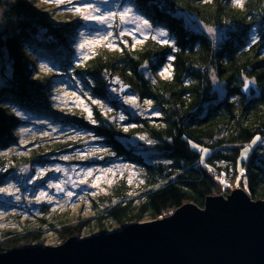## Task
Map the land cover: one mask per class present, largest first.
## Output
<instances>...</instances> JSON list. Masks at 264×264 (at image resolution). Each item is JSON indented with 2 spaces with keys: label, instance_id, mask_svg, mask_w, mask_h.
I'll return each mask as SVG.
<instances>
[{
  "label": "trees",
  "instance_id": "1",
  "mask_svg": "<svg viewBox=\"0 0 264 264\" xmlns=\"http://www.w3.org/2000/svg\"><path fill=\"white\" fill-rule=\"evenodd\" d=\"M131 2L153 28L167 32L169 43L149 37L139 46L105 47L84 61L73 49L77 28L72 16L59 20L35 0H0V32L12 68L0 88V149H11L17 142L14 133L22 124L15 109L60 118L92 133L107 148L105 157L134 164L143 173L144 188L138 197H129L122 184L116 189V203L97 208L99 221L110 220L123 229L147 218L165 219L187 204L204 208L207 198L228 197L236 189L253 200H264V151L259 145L242 159L248 144L264 138V0H245L243 7L232 0ZM184 14L223 28L225 38L216 43L188 28ZM38 63L50 66L53 80L39 71ZM167 66L169 77L161 75ZM58 74L86 83L101 100L107 99V77L118 75L142 101H151L158 117L135 118L127 123L136 126L127 131L97 108L95 125L63 117L52 109L51 89ZM213 75L225 88L223 98L215 90ZM248 83L251 97L242 93ZM113 106L121 109L117 102ZM141 136L146 138L141 145L148 156L122 141ZM33 154L29 159L36 163L41 155ZM85 224H65L63 243L82 238ZM42 234L7 232L0 254L44 245Z\"/></svg>",
  "mask_w": 264,
  "mask_h": 264
},
{
  "label": "rangeland",
  "instance_id": "2",
  "mask_svg": "<svg viewBox=\"0 0 264 264\" xmlns=\"http://www.w3.org/2000/svg\"><path fill=\"white\" fill-rule=\"evenodd\" d=\"M35 1L38 7L54 11L59 20L66 21L70 19V16L75 19L73 22L77 28V34L73 49L79 60L87 61L105 47L115 50L120 44L139 46L149 37H156L162 41L167 40L166 36L159 35L161 31L166 32L163 29H155L152 26L142 27L139 21L135 24L120 23L118 14L126 7L132 8L133 13L139 15L131 0H72L71 4L65 0V3L59 6L48 0ZM232 2L234 4V0ZM84 4L98 7L101 12L96 13L97 15L108 12L117 13L116 18L110 21L112 27L98 24L96 21H86L72 10ZM139 16L145 20L141 15ZM183 19L188 28L208 36L216 43H220L225 38L223 28L206 26L197 17L188 14H184ZM209 28L213 31L209 32ZM1 29L2 10L0 9V31ZM122 32L123 35H121ZM108 33L112 35L108 36ZM101 36L107 38L83 51L79 49V44L85 38L97 40ZM137 40L140 43L137 44ZM110 42L114 44V47H108ZM41 64L43 63L37 64L39 71L53 80L54 76L51 74L50 66L45 64L47 69H50L49 71L42 69ZM165 68L169 71L163 76L169 77L171 69L169 66ZM145 72L148 77H151L146 68ZM11 73L8 53L5 48H1L0 88ZM59 76L61 75L58 74V79L53 81L51 89L52 109L63 117H78L95 125L99 117L95 111L97 108L104 118L121 124L127 130L136 126L127 123L135 118L158 117V110L155 106L142 101L134 92L128 94L124 98L121 109L116 110L113 106V102L117 101L116 88L106 87L107 99L101 100L93 95L90 86L80 82L74 76ZM213 83L220 98L225 97V88L214 75ZM129 99H134L135 103H129ZM93 101H99V103L96 104ZM86 108L91 111V116L85 110ZM14 114L22 124L14 133L17 142L11 149H0V241L7 232L25 234L28 230H39L44 233L42 234L44 245L35 244L30 248L55 247L63 244L61 233L67 228L66 225L80 222L86 223V226L83 225L80 229L81 237L84 239L105 234L103 231L115 233L123 230V227L113 221H99L97 208L98 210L104 209L109 203H116V189L122 184L129 197H138L144 188L142 171L136 165L124 162L122 159L118 162L119 160L115 161L112 156L105 157L107 148L101 145L100 139L93 137L92 133L74 123H65L60 118L57 120L22 109H15ZM121 116L124 118L120 119ZM145 140L146 138L141 136L122 141L148 156L149 153L142 151L141 144ZM255 141L245 147L249 149L246 154L244 153L245 148L243 149L242 159L259 145L264 151V138L260 141L255 139ZM34 151L41 155L35 160L36 163H32L29 159L34 156ZM57 168L63 171L58 172ZM110 168L113 171L109 172ZM90 170L92 175L88 176L87 172ZM93 184L97 187H92ZM52 185H60L63 191ZM42 192L47 195L41 197ZM68 193L72 195L69 196ZM37 197H40L39 201ZM149 221L152 220L147 218L144 222Z\"/></svg>",
  "mask_w": 264,
  "mask_h": 264
},
{
  "label": "water",
  "instance_id": "3",
  "mask_svg": "<svg viewBox=\"0 0 264 264\" xmlns=\"http://www.w3.org/2000/svg\"><path fill=\"white\" fill-rule=\"evenodd\" d=\"M106 85L117 89L119 105L134 92L115 74ZM242 93L251 97L252 85ZM0 264H264V200L236 189L228 197L207 198L204 208L187 204L165 219L119 232L1 253Z\"/></svg>",
  "mask_w": 264,
  "mask_h": 264
},
{
  "label": "snow or ice",
  "instance_id": "4",
  "mask_svg": "<svg viewBox=\"0 0 264 264\" xmlns=\"http://www.w3.org/2000/svg\"><path fill=\"white\" fill-rule=\"evenodd\" d=\"M48 2H52V3H55L57 4L58 6L60 4H63L65 3V0H48ZM67 3L71 4L72 3V0H67ZM234 4L236 7H243V0H234ZM73 11H75L76 13L80 14L81 18L86 20V21H96L98 24H101V25H107L109 28L112 27L110 21L114 20L117 16V13L115 12H108L107 14H100V15H97L96 13H100L101 10L96 7L95 5H92V4H84L82 7H74L72 9ZM130 14H132L130 16ZM119 20H120V23L121 24H124V23H137V21L140 22L141 26L142 27H147V28H150L151 25L149 24V22L147 20H143L139 15H136L135 13H133V10L132 8H129V7H126L122 12H120L119 14ZM137 31H139V29H137ZM209 32H212L213 29L209 28L208 29ZM124 33L122 32L121 35H123ZM143 34V33H142ZM108 36H111L112 34L111 33H108L107 34ZM160 36H167V32H163L161 31L159 33ZM107 37L105 36H101L99 37L97 40H93V39H87L85 38L83 40L82 43L79 44V49L81 51H83L85 48H88V47H91V46H94L95 43H98L104 39H106ZM156 37H153V39H155ZM136 43H140L139 40L136 41ZM164 44H168L169 41L168 40H164L163 41ZM108 47H114V44L113 43H109L108 44ZM40 67L42 69H46V70H49L50 69H47V66L45 64H41ZM169 69L168 68H165L164 71L161 73V75H165V73H168ZM129 103H135V100L134 99H129L128 101ZM80 103H82V101H80ZM93 103H96L98 104L99 101H93ZM147 104H151V101H146ZM86 111H88V114L89 116H91V111L89 109H85ZM19 114V113H18ZM124 117L121 116L120 119H123ZM93 123H95V121H93ZM125 131H127V129H125ZM260 137H256V140H259ZM256 141L254 140L253 143H255ZM202 151L204 152H207V149H203ZM249 151L248 148H245L244 149V153L246 154L247 152ZM64 159H68V157H64ZM56 171H63V169L61 168H57ZM109 172L113 171L111 168L108 169ZM241 173H243V169H241ZM87 175L88 176H91L92 175V171H88L87 172ZM237 186H239V182L237 184ZM52 187H56L58 190L60 191H63V188L60 186V185H52ZM92 187H97L96 184H93ZM47 194L46 193H40V196L43 197V196H46ZM69 196L72 195V193H68ZM40 197H37V201H39ZM50 199V198H49Z\"/></svg>",
  "mask_w": 264,
  "mask_h": 264
},
{
  "label": "bare ground",
  "instance_id": "5",
  "mask_svg": "<svg viewBox=\"0 0 264 264\" xmlns=\"http://www.w3.org/2000/svg\"><path fill=\"white\" fill-rule=\"evenodd\" d=\"M5 48V47H4ZM131 94V93H130ZM126 97V96H125ZM117 102V101H116ZM118 104V103H117ZM119 105V104H118ZM256 201V200H255ZM142 223V222H141ZM108 234V233H107Z\"/></svg>",
  "mask_w": 264,
  "mask_h": 264
}]
</instances>
